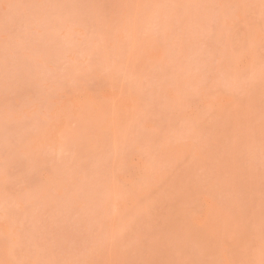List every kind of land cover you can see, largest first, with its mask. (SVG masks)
I'll use <instances>...</instances> for the list:
<instances>
[{
	"label": "rangeland",
	"instance_id": "obj_1",
	"mask_svg": "<svg viewBox=\"0 0 264 264\" xmlns=\"http://www.w3.org/2000/svg\"><path fill=\"white\" fill-rule=\"evenodd\" d=\"M0 264H264V0H0Z\"/></svg>",
	"mask_w": 264,
	"mask_h": 264
}]
</instances>
